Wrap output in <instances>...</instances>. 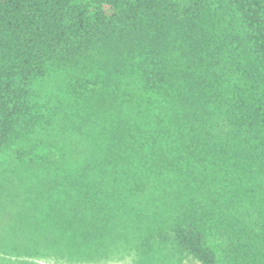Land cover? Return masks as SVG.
Returning a JSON list of instances; mask_svg holds the SVG:
<instances>
[{"label": "trees", "instance_id": "trees-1", "mask_svg": "<svg viewBox=\"0 0 264 264\" xmlns=\"http://www.w3.org/2000/svg\"><path fill=\"white\" fill-rule=\"evenodd\" d=\"M8 149L54 250L264 264V0H0Z\"/></svg>", "mask_w": 264, "mask_h": 264}, {"label": "rangeland", "instance_id": "rangeland-1", "mask_svg": "<svg viewBox=\"0 0 264 264\" xmlns=\"http://www.w3.org/2000/svg\"><path fill=\"white\" fill-rule=\"evenodd\" d=\"M107 153H109L107 150L100 151L98 153L100 154L98 160H104V158L107 157ZM85 155L86 153L84 152V156ZM66 156L65 162L77 159L76 157H71V154H67ZM16 157V154L14 156V152L9 149L4 153H0V192H3L4 187H7V191L3 192V197L0 202V264H136L135 262L137 259L134 257L133 252L135 250L128 247L123 248L121 246H116V244L112 242L111 247L108 248L110 251L102 255H96L93 257L94 259H90L91 256L87 258L85 256L69 255V253L54 250L49 246L48 241L44 239V237H38V233L36 232L38 230L36 227L37 225H33L30 222L29 216L31 214L27 212V220L21 221L15 216L17 211L13 212L11 206L10 200H13V198H16L19 194H22L21 198H23L24 201L28 200L31 195L27 187L28 181L30 182L28 174H21L18 178L16 172V164L18 161ZM71 164L75 165L73 161ZM81 167L82 165L79 169ZM76 168L78 167L75 165V167L70 170H76ZM70 173L73 172L70 171ZM4 176H9L10 181L17 178L12 188L6 185L4 186ZM22 177L26 179L27 183H21ZM96 179L98 178H93L92 181ZM149 196L150 200H148L147 203L156 201L160 204L159 199L162 195H160L159 192L155 191L154 193L153 191ZM114 204H116V202H114ZM116 212L122 213V207L117 209ZM47 229L50 232V229ZM131 232L132 229H122L120 233H127L128 235ZM43 234L42 232L41 235ZM210 243L212 245L223 246L224 248L225 238L217 235L213 240H210ZM219 253V264H233L231 258L227 257L223 250ZM151 260L152 261L148 264H177L176 261L167 262L157 258ZM183 264L199 263L192 259L184 258Z\"/></svg>", "mask_w": 264, "mask_h": 264}]
</instances>
